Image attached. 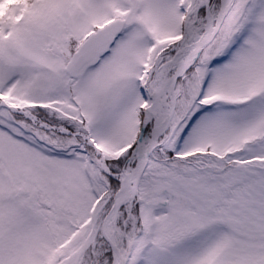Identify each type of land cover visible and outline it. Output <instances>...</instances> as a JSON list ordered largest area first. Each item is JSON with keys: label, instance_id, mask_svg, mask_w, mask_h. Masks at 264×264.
I'll list each match as a JSON object with an SVG mask.
<instances>
[{"label": "snow or ice", "instance_id": "snow-or-ice-1", "mask_svg": "<svg viewBox=\"0 0 264 264\" xmlns=\"http://www.w3.org/2000/svg\"><path fill=\"white\" fill-rule=\"evenodd\" d=\"M0 264H264V0H0Z\"/></svg>", "mask_w": 264, "mask_h": 264}]
</instances>
